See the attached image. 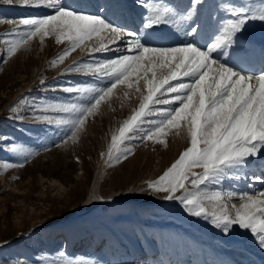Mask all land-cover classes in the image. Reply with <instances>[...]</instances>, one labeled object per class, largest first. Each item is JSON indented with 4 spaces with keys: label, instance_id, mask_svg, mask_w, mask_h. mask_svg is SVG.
Instances as JSON below:
<instances>
[{
    "label": "rangeland",
    "instance_id": "1",
    "mask_svg": "<svg viewBox=\"0 0 264 264\" xmlns=\"http://www.w3.org/2000/svg\"><path fill=\"white\" fill-rule=\"evenodd\" d=\"M129 1L134 8L144 7V12L138 14L136 9L137 14L135 10H132L134 14L130 13L125 0H61V3L91 14L107 9L103 15L113 23L119 17L127 18V14L130 20L136 15L134 30L130 32L138 33L141 39L146 31L158 38L146 46L182 44L185 36L180 28L186 23L177 21L152 30H144L142 23L149 3L154 7L168 5L184 13L190 0ZM136 2L139 5H133ZM181 2L185 4L180 5ZM257 4L258 0H202L196 17L200 24L198 44L211 42L221 21L229 18L222 5L255 7ZM41 8L20 6L18 0H13L11 5L0 0V165H13L7 169L0 167V264H156L164 258L170 264H264V250L257 246L250 231L234 227L225 235L203 217L188 214L179 202L163 199L164 193L148 189L146 182L161 176L189 146L186 130L180 129L179 133L176 129L169 130L161 137L165 140L163 144L130 139L123 147L132 151L110 166L106 163L112 136L119 134L123 122L139 109L142 96L147 94L143 79L139 81L140 91L118 84L85 118L75 139L69 138L71 132L64 135L62 126L33 119L31 111L21 109L24 118H13L11 108L19 107L18 98L29 102L32 98L66 101L76 94L60 91V87L110 86L99 77L84 74V69L65 71L74 62L89 61V47H98L95 38L85 41L55 64L51 61L69 42L57 43L54 35L43 41L39 36L25 38L27 42L9 54L11 45L7 41L16 38L12 33L26 30L19 26L21 18L51 14L41 16L34 12ZM239 40L240 45L228 50L231 56L221 54L222 60L238 70L264 49V22L248 23ZM119 47H124L121 49L124 52L116 50ZM127 48L126 43L115 47L110 54L97 53L91 58L112 59L128 54ZM157 75L161 77L159 70ZM163 75H167L166 70ZM148 77L151 78V73ZM83 100L84 97H79L72 102ZM166 107L153 106L142 127L148 128L150 121L159 118L157 110ZM144 134L137 131L132 135ZM13 145L23 153L32 154L24 159L10 151ZM253 163H264V156L253 158ZM257 169L245 168L246 175L236 173L209 191H234L236 196L227 201L232 211L233 204L238 207L241 203L238 198L241 193L264 191L259 181L252 179ZM193 171L199 173L202 169ZM248 184L255 185L249 189ZM187 187L191 189L192 185L187 183ZM54 236L66 239L59 254L49 247V238ZM100 246V250L107 249L105 253L97 250ZM165 254L171 259L163 257Z\"/></svg>",
    "mask_w": 264,
    "mask_h": 264
},
{
    "label": "snow or ice",
    "instance_id": "2",
    "mask_svg": "<svg viewBox=\"0 0 264 264\" xmlns=\"http://www.w3.org/2000/svg\"><path fill=\"white\" fill-rule=\"evenodd\" d=\"M6 2L11 5L13 0ZM18 4L44 7L51 14L21 18L19 26L26 30L12 33L16 38L7 41L11 45L9 54L26 43L25 38L30 40L39 36L43 41L45 37L54 35L57 43L69 42V46L51 61L55 64L85 41L95 38L98 47H89V61L74 62L65 71L84 69V74L99 77L110 86L60 87V91L76 94L66 101L32 98L29 102L23 97L18 98L19 107L11 108L13 118H24L20 114L21 109L31 111L33 119L62 126L64 135L71 132L69 138L75 139L85 118L118 84L140 91L139 81L143 79L147 94L142 96L139 109L123 122L119 134L112 136L106 163L110 166L113 161L130 153L131 148L123 147L130 139L142 138L163 144L165 140L161 137L166 136L169 130L176 129L177 133L180 129L186 130L189 146L161 176L146 182L148 189L164 193L163 199L179 202L188 214L203 217L225 235L230 234L234 227L250 231L257 246L264 250V191L241 193L238 197L241 203L238 207L233 204L232 211L228 209L227 201L236 196L234 191H209V188H215L225 179L244 173L245 168L253 166L260 170L259 174L252 173L253 181L264 183V163H253V158L264 156V67H261L259 75H245L234 65H229L227 60H222L221 56H231L228 50L240 45L239 37L248 23L264 22V0H258L255 7L222 5L229 18L221 21L218 34H213L214 39L210 38L211 42L205 41L204 44H198L200 24L196 19L202 0H190V6L184 13L168 5L154 7L147 4V15L142 23L144 30L172 25L177 21L186 23L180 28L185 40L180 46L173 47L146 46L158 38L147 31L143 39L138 33L126 32L103 15L107 10L104 8L99 10L100 14H91L72 10L61 0H18ZM126 37L128 54L107 60L91 58L97 53L110 51L117 42H125ZM158 70L161 77L157 75ZM165 70L167 75H163ZM133 77L135 79H131ZM79 97H84V100L72 102ZM156 105L167 107L158 109L156 114L159 118L150 121L148 128H143L144 117ZM137 131L145 134L134 137L132 134ZM10 151L24 159L32 154L23 153L16 145ZM11 166L8 163L0 165L5 169ZM195 168L202 171L194 172ZM187 183L192 185L191 189ZM247 187L252 189L253 184ZM97 199L102 200L103 197Z\"/></svg>",
    "mask_w": 264,
    "mask_h": 264
},
{
    "label": "bare ground",
    "instance_id": "3",
    "mask_svg": "<svg viewBox=\"0 0 264 264\" xmlns=\"http://www.w3.org/2000/svg\"><path fill=\"white\" fill-rule=\"evenodd\" d=\"M126 1V6H127V8L126 9H128L127 11H129L130 13L131 12H133L132 10H135L134 12H135V14H137V12H136V9L138 10V14L141 12H144V7H143V10H142V7H141V9H138V8H136V7H139V6H137L136 4H138L139 5V3L138 2H136V3H133V5L135 4L136 6H135V8L134 7H132V6H130V1L129 0H125ZM184 1V0H183ZM142 2V1H141ZM132 3V2H131ZM143 4V3H142ZM185 3L184 2H181V4L180 5H184ZM179 5V6H180ZM140 6H141V4H140ZM143 6H144V4H143ZM34 11V10H33ZM140 11V12H139ZM35 13H37V14H39V15H44L45 13H48V12H50V10H48V9H46V8H41V9H35V11H34ZM134 12L132 13V14H134ZM51 13V12H50ZM49 14V13H48ZM123 14V13H122ZM128 15V17L127 18H118V20H115V22H114V24L115 25H119L120 27H123V29L124 30H126V32H130L132 29L134 30V27H133V24H134V21H133V19H135L134 18V16H136V15H134L133 16V18H132V20H130L131 18L129 17V14H127ZM131 15V14H130ZM132 16V15H131ZM121 17H123V16H121ZM138 21V20H137ZM136 22V21H135ZM132 33V32H131ZM127 38V37H126ZM125 38V42H117L115 45H113L111 48V50L110 51H108V52H105L104 54H110L112 51H114V48L115 47H118V46H123V44H126V41H127V39ZM121 49H124V47H119V48H117L116 50H120V51H122ZM122 52H124V51H122ZM247 64V63H246ZM261 67H264V49H261V50H259L258 51V53H256L255 55H253L252 57H251V59L249 60V63H248V65H243V66H241L240 67V70L241 71H243V72H245L247 75H253V74H257V73H260V69H261ZM258 75V74H257ZM108 157V156H107ZM259 169H257V174H259ZM256 182V181H255ZM258 183V182H257ZM256 184V183H255ZM254 184V185H255ZM259 185H261V186H263L264 187V183H261L260 181H259V183H258ZM253 185V186H254ZM261 188V187H260ZM66 239H64V238H62V237H58V236H54V237H50L49 238V247L51 248V250L53 251V253L54 254H59V253H61V252H63V249L65 248V245H66V241H65ZM61 245V246H60ZM58 246H60V247H58ZM102 246H100V247H97V250H100V248H101ZM102 249V248H101ZM107 250V249H106ZM106 250L105 249H103V250H100V253H105L106 252ZM75 254H78V253H76L75 252ZM163 256V255H162ZM163 257H166V258H169V259H171V257H169V256H167V254H165V256H163ZM164 260H166L165 258L163 259V260H161V262H160V260H159V262H157L156 264H170L171 262L169 261V262H165ZM163 262V263H162Z\"/></svg>",
    "mask_w": 264,
    "mask_h": 264
}]
</instances>
